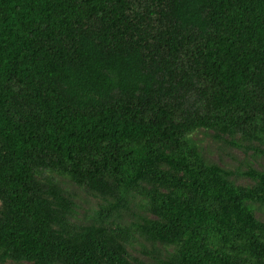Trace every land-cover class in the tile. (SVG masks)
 <instances>
[{
	"label": "trees",
	"instance_id": "1",
	"mask_svg": "<svg viewBox=\"0 0 264 264\" xmlns=\"http://www.w3.org/2000/svg\"><path fill=\"white\" fill-rule=\"evenodd\" d=\"M264 135V0H0V255L34 264H264V223L191 134ZM169 151V153H167ZM159 161L191 178L160 170ZM119 198L145 188L175 249L147 263L133 228L79 231L48 174ZM131 258V260L129 259Z\"/></svg>",
	"mask_w": 264,
	"mask_h": 264
},
{
	"label": "rangeland",
	"instance_id": "2",
	"mask_svg": "<svg viewBox=\"0 0 264 264\" xmlns=\"http://www.w3.org/2000/svg\"><path fill=\"white\" fill-rule=\"evenodd\" d=\"M198 153L204 163L221 179L235 187L258 188L261 173H264V135L262 139L246 138L232 135L217 128H198L192 134ZM169 153V151H167ZM160 170L180 176L186 180L191 175L184 169H177L167 161H159ZM61 189L62 196L70 208V220L79 231L92 226L115 227L116 224L133 228V239L127 245L132 256L147 263H158L159 260L170 261L175 249L160 241H154L141 235L137 228L158 218L149 211L148 197L145 188H159L164 192L182 194L173 185L164 186L155 179L141 182V187L123 188L119 198L103 196L88 190L69 176L57 173L48 174ZM247 207L257 221L264 223V199L248 200ZM0 209H3L0 200ZM131 260V258H129ZM0 264H34L32 261L3 259ZM62 264V263H55Z\"/></svg>",
	"mask_w": 264,
	"mask_h": 264
}]
</instances>
